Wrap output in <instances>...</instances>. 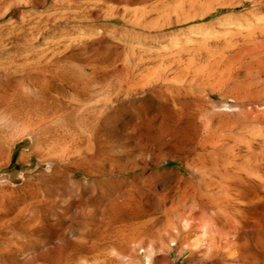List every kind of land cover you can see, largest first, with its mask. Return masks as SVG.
Wrapping results in <instances>:
<instances>
[{
  "label": "rangeland",
  "instance_id": "rangeland-1",
  "mask_svg": "<svg viewBox=\"0 0 264 264\" xmlns=\"http://www.w3.org/2000/svg\"><path fill=\"white\" fill-rule=\"evenodd\" d=\"M198 206L264 233V0H0V264H196Z\"/></svg>",
  "mask_w": 264,
  "mask_h": 264
},
{
  "label": "bare ground",
  "instance_id": "bare-ground-1",
  "mask_svg": "<svg viewBox=\"0 0 264 264\" xmlns=\"http://www.w3.org/2000/svg\"><path fill=\"white\" fill-rule=\"evenodd\" d=\"M8 10L9 9H6L7 12ZM235 189L241 190L238 188ZM199 208L192 211L184 209V212L175 214L177 216L170 220L171 223H166L167 225H164L165 221L161 222L158 220L157 224L154 223L156 225L153 224L152 227L150 226V228H147H158L160 232H163V234L161 233L162 235L160 234V239L163 244L165 239H169L172 244H175L179 248L181 254L189 252V255L195 257L196 264H208L209 261L206 262V260L218 263L221 255L226 259L227 264H264V233L255 232L253 235H250L251 247L249 248H241L242 238H245L243 234L237 233V235L234 236L227 232L226 236H221V239H217V236L212 233V230L214 228V223L218 220L215 219V216L212 218L210 212L208 213L205 208ZM197 229H202L200 230L202 233H200V236L195 237L192 231ZM156 234H158V231ZM219 234L221 235V233ZM221 242L225 243L221 244ZM183 246H185V249ZM233 247L237 249L236 254L232 252ZM230 258L235 261V263H233Z\"/></svg>",
  "mask_w": 264,
  "mask_h": 264
}]
</instances>
